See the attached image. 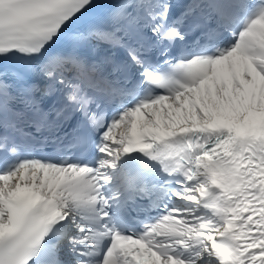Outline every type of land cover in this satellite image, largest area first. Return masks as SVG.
<instances>
[{
  "label": "snow or ice",
  "instance_id": "1",
  "mask_svg": "<svg viewBox=\"0 0 264 264\" xmlns=\"http://www.w3.org/2000/svg\"><path fill=\"white\" fill-rule=\"evenodd\" d=\"M0 264H264V0H0Z\"/></svg>",
  "mask_w": 264,
  "mask_h": 264
}]
</instances>
